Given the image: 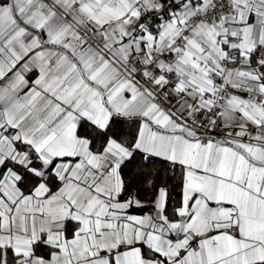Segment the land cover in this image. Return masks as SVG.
<instances>
[{"label": "snow or ice", "instance_id": "snow-or-ice-1", "mask_svg": "<svg viewBox=\"0 0 264 264\" xmlns=\"http://www.w3.org/2000/svg\"><path fill=\"white\" fill-rule=\"evenodd\" d=\"M0 264H264V0H0Z\"/></svg>", "mask_w": 264, "mask_h": 264}]
</instances>
